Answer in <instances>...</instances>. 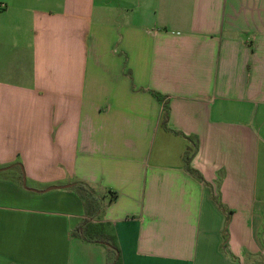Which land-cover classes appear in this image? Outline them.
<instances>
[{
	"label": "crops",
	"instance_id": "obj_1",
	"mask_svg": "<svg viewBox=\"0 0 264 264\" xmlns=\"http://www.w3.org/2000/svg\"><path fill=\"white\" fill-rule=\"evenodd\" d=\"M0 5V264H264V0Z\"/></svg>",
	"mask_w": 264,
	"mask_h": 264
},
{
	"label": "trees",
	"instance_id": "obj_2",
	"mask_svg": "<svg viewBox=\"0 0 264 264\" xmlns=\"http://www.w3.org/2000/svg\"><path fill=\"white\" fill-rule=\"evenodd\" d=\"M152 95L159 101H162L163 98L155 92H152ZM169 120V108L167 105H164V116H163V126L167 127ZM197 144H195L194 151L188 155L187 157V170L189 173L194 175L200 181H203L202 177L192 170L189 167L190 159L197 152ZM71 190L77 194L80 200L83 203L85 219L81 227L76 231L75 235L77 237L82 238L88 242H96L102 245H106L108 249L113 254V264H121L120 261V250L117 246L115 238L113 236L108 235L102 227L96 226L92 224V221L97 218L100 212L103 209V200L97 196L92 189L82 183H77L72 185ZM115 195V194H114ZM232 213V212H231ZM231 213L227 214V227L231 219ZM226 227V238L229 237Z\"/></svg>",
	"mask_w": 264,
	"mask_h": 264
},
{
	"label": "water",
	"instance_id": "obj_3",
	"mask_svg": "<svg viewBox=\"0 0 264 264\" xmlns=\"http://www.w3.org/2000/svg\"><path fill=\"white\" fill-rule=\"evenodd\" d=\"M24 181H23V185H24V187L27 189V187H26V178L24 177V179H23ZM70 186H63V187H50L49 189H47L46 191H44V192H49V191H52V190H57V189H67V188H69Z\"/></svg>",
	"mask_w": 264,
	"mask_h": 264
},
{
	"label": "rangeland",
	"instance_id": "obj_4",
	"mask_svg": "<svg viewBox=\"0 0 264 264\" xmlns=\"http://www.w3.org/2000/svg\"><path fill=\"white\" fill-rule=\"evenodd\" d=\"M114 0H110V2H113ZM29 186V189L39 191L41 190V187H34L31 183H27V187ZM110 251V250H109ZM111 252V251H110ZM112 253V252H111ZM111 264H113V260L111 259Z\"/></svg>",
	"mask_w": 264,
	"mask_h": 264
},
{
	"label": "built area",
	"instance_id": "obj_5",
	"mask_svg": "<svg viewBox=\"0 0 264 264\" xmlns=\"http://www.w3.org/2000/svg\"><path fill=\"white\" fill-rule=\"evenodd\" d=\"M5 8L4 5H0V10H3Z\"/></svg>",
	"mask_w": 264,
	"mask_h": 264
}]
</instances>
